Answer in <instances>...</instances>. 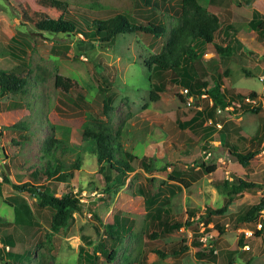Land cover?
I'll use <instances>...</instances> for the list:
<instances>
[{
    "label": "rangeland",
    "instance_id": "1",
    "mask_svg": "<svg viewBox=\"0 0 264 264\" xmlns=\"http://www.w3.org/2000/svg\"><path fill=\"white\" fill-rule=\"evenodd\" d=\"M161 1L166 7L169 3L171 9L165 11L163 8H157L149 14H152L151 17L156 22L166 26L167 31L164 35L152 38L143 33L119 34L115 36L112 45L105 46L100 45L97 40L85 38L82 34L72 37L36 29L38 22L47 18H56L65 13L67 6L62 2L0 0V69L9 71L17 65L18 61L8 53V44H13L15 47L26 50L27 66L30 72L22 93H7L5 96H0L3 102H16L19 107L0 114V219L2 220L0 238L3 241L10 237L13 241L11 247L0 243L3 252L0 264L8 259V247L10 252L19 254V259L22 261L19 264H40V256L44 253V243L50 247L49 264H78L79 248L84 247L91 251L98 244V264H124L136 255L134 251L139 243L142 244L139 260L145 258V264H162V261L150 251L153 248L162 249L173 258L168 249L182 239L188 246L181 256L180 264H215L199 261L194 257V252L198 249L194 245L195 241L203 243L200 239L205 237L204 233H201L205 226L197 221V216L202 215L207 209L212 210L211 219L217 225L210 229L215 238L205 241V244L210 243L219 251L217 263H264V253L260 255V250L253 248L252 252L257 251L258 254L255 259V257L240 254L236 245L237 236L242 229H250L254 235L256 231L253 223L237 221L236 217L250 205L257 203L264 190V110L258 107L262 116L258 120L261 130L256 133L253 141L250 142L246 137L236 142V149L257 151L245 175L240 171L243 169L242 166L233 155L227 153L225 146L218 142L209 143L213 139L218 141L217 134L205 137L204 132L201 131L202 127H198L196 120H199L200 116L196 112L204 113V119L209 120V99L200 97L193 100L190 106H186L179 98L180 90L184 87L180 73L176 75L169 70L167 73L165 69L154 66L150 61L153 55L163 50L169 31L180 22L177 6L172 5L176 1ZM199 1L206 8H212L211 12L207 11L210 17L218 19L220 27L215 41L222 45L220 38L225 24L230 22L237 31H245L244 27L252 16V9L264 15V0H253L249 6H240L239 3L243 0H224L227 6L223 3L219 4L220 7L211 0ZM120 4V0L102 4L99 11L106 13L109 10L115 12L122 10L128 15H135L133 6L122 7ZM225 7L230 13H224ZM74 8L77 7L70 6L68 11L74 13L76 10ZM94 9L100 8L95 5ZM80 10L86 11V8ZM87 15L91 16L89 13ZM75 18H79L81 25L86 22L82 17ZM85 26L87 25H83V28ZM233 32L235 35L236 31L233 30ZM11 37L16 38L17 41L11 42ZM64 43L69 44L67 59L56 55L52 49L53 46L57 49L62 48ZM230 45L233 51L230 56L225 57L228 61H224V57L216 54L212 44L208 45L204 58L211 60L221 58L223 67L230 66V72L229 70L224 72V79H227V75L229 79L224 82L235 91H242L244 94L256 92L257 96L259 95L264 101V79L261 81L260 73H258L262 63L264 64V61H260L262 57L258 59L259 53L264 51V40L253 31H245L244 37L235 41L231 40ZM202 46H205V43ZM202 50L201 47L197 52L200 54ZM250 51L252 54L247 53ZM201 58L199 56L197 60H194L192 67L186 70L191 77H194L195 66L202 64ZM247 59H250L249 64ZM215 65L213 62L206 64V75L203 76L204 80L211 85L216 78L211 77L209 73H214ZM39 67L50 72V76L43 81H36L34 77ZM157 70L161 72L160 75L164 72L167 74L159 77ZM246 71H250L251 75H248ZM54 74L70 78L75 83L73 91L64 92L61 88L55 87ZM101 74L106 75L108 82L111 83L107 93L110 104L105 116L102 111L104 97L98 90L97 82ZM154 85L161 86V91H157ZM77 93L88 104L85 109L76 107L80 105L76 99ZM240 103L244 105L243 102ZM232 105L235 108L234 111L231 107L221 111L216 109L211 118L221 126L225 124L227 129L230 124L233 126L234 122H238L240 126H247L242 129L243 135H252L257 124L256 114L248 110L251 109L248 104L246 109L240 107L237 102ZM82 110L85 112L83 113ZM88 112L91 113L88 115L108 118L114 133L117 134L116 137L132 154L138 158L145 157L152 165L151 171L143 169L137 159L134 163L132 162L134 170L128 174L125 184L108 190L102 174L98 172L95 157L86 151L82 154L81 167L72 172V177L63 181L48 177L44 171L47 162L50 164V161L42 149L45 140L51 137H67L70 142L79 145L82 141V123ZM20 123L27 124L26 130L14 127ZM207 125L210 124L207 123ZM258 136L261 137L258 144L263 142L261 150H257L259 148L256 146ZM78 153L81 152L78 151ZM197 160L204 161L210 171L199 180L189 183L187 172L189 168L195 170ZM70 163L69 161L67 164ZM170 169L183 172V174L173 173L172 175L182 184L179 185L174 178L169 177ZM33 170L37 173L36 176H34L35 173H31ZM233 174L241 175L240 177L246 176L247 180L257 182L261 186L253 191L244 192L222 211H213L219 210L225 203V195L222 193L223 190L217 187V183L230 179ZM4 176L10 181H3ZM151 179L152 182L149 181ZM23 182H33L47 193H54L56 196L68 191L76 193L81 202L80 211L74 213V220L65 230L57 233H52L48 228L49 212L47 210L38 219L39 226L29 222L28 217H25V222H17L14 206L21 210V205L26 204L31 208L34 201L28 193H19L12 188V183ZM142 188L154 194V201L147 208L139 194ZM165 200H168L167 213L162 215V220L184 222L189 214L195 216L193 219L195 221L187 229L180 228L162 237L159 235L162 227L151 223L145 213L147 210L153 212ZM123 212L130 213L131 215L126 217L133 218L131 230L127 235L119 234L120 238L105 237L101 233V224H110L114 218L120 219ZM225 224L227 228L223 236L227 241L226 246H233L235 249L230 250L227 247L221 249L216 244L219 236L217 229L225 228ZM95 226L100 228L99 232ZM210 226L208 228H211ZM118 227L122 232L123 228H120V225ZM237 228L241 229L237 230ZM154 232L158 235L152 236ZM10 243L11 241L8 244ZM113 248L117 249V254L114 260L109 262L102 251L109 254ZM27 251L29 255L31 254L29 258L23 257Z\"/></svg>",
    "mask_w": 264,
    "mask_h": 264
},
{
    "label": "trees",
    "instance_id": "2",
    "mask_svg": "<svg viewBox=\"0 0 264 264\" xmlns=\"http://www.w3.org/2000/svg\"><path fill=\"white\" fill-rule=\"evenodd\" d=\"M62 2L67 6V9L64 10V14H60L56 18H47L36 24V29L41 32H51V33H62L66 36H77L82 34L85 38L90 40H97L100 45H112L115 36L125 33H143L150 35L152 38H159L161 35H164L167 31L165 25L158 23L152 16L153 9L163 8V2L161 0H120L121 6H133L134 16L128 15L122 10L115 12L113 10L106 11V13H101V5L106 3L115 2L117 0H57ZM253 0H243L241 5L249 6ZM178 4V13L180 15V22L174 26L169 31V36L166 39L163 50L155 55H153L150 61L154 66L160 67L162 69L173 70L174 74L178 75L179 73H184L182 77V85L188 88V92L193 96V99L196 100L200 98L201 95H204V98H208L211 102L210 114L216 111V109L226 110L232 103L237 102L240 104V107L246 109V104L244 103V98L252 97L256 98V92H250L248 94H239L234 93L229 90L225 91L221 89V83L216 80L213 83V86L207 87V82L202 81L200 78L191 77L186 73V70L192 67L194 60L199 58V53L197 52V47L194 45L197 44H212L216 54L219 57H228L232 53V46L228 43L219 44L215 41V36L219 30L220 23L216 17H210L207 13V10L202 6L199 0H177ZM100 9H94V6ZM74 6L77 8L74 13H70L69 7ZM86 8V11L80 10ZM87 13L91 14L88 16ZM81 17L86 21L81 25L80 21L75 17ZM83 25L85 28H83ZM245 31H253L257 34L259 38L264 40V15H262L258 10L252 9V16L248 20L244 27ZM11 42L15 43L17 40L14 37L10 38ZM193 41V42H192ZM19 42V41H18ZM53 51L56 52V55H59L62 58H69L68 49L69 44L64 43L62 48L52 47ZM9 54L15 58L18 62L15 67L9 71L0 69V95L11 93L17 94L22 93L24 87L28 82L29 70L26 60V50L13 46V44H8ZM252 54V52H247ZM202 54V53H200ZM75 58L77 56H74ZM264 61V55L262 57ZM150 62V63H151ZM166 73L164 72V75ZM95 75V72H94ZM249 75V74H248ZM50 76V72L45 70L42 67H39L35 71V80L43 81ZM153 76V75H152ZM180 76V75H179ZM193 78V79H192ZM221 79V76L219 77ZM98 82V90L101 95L104 97L102 103L103 115L106 114V109L109 108V97L107 93L111 86V83L108 82V77L101 74L100 80ZM54 84L55 87L61 88L64 92L73 91L75 83L68 77H64L61 74H54ZM157 91H161V86L154 85ZM203 88V90L201 89ZM179 98L183 100L182 96L179 95ZM77 102L80 105H77V108L83 107L84 109L88 106L84 102L83 97L77 93L76 94ZM240 102H243L242 105ZM260 106L251 107L250 110L252 113H258ZM11 109H18V104L12 102ZM234 110V109H233ZM84 113L85 110H82ZM232 112H230L231 114ZM87 113L84 122L82 123V134L79 145H76L73 142H70L67 137L60 138H47L45 144L43 145L44 155L48 157V161L45 166L46 175L48 177H55L57 180L63 181L68 177L73 176V171L78 170L83 161V153L89 151L96 159L98 166V172L102 174L105 186L108 190L111 188H116L123 186L127 180V176L134 170L132 164L139 159L143 169L151 171L152 165L148 163L145 157L138 158L132 154L129 150L126 149L124 144L120 141L117 134L114 133L111 122L109 119L102 118V116H92ZM198 116H201L202 113L196 112ZM213 125L217 122H214ZM202 124V123H201ZM212 125V126H213ZM207 126V125H206ZM211 125H208V131H206V136L213 133ZM14 127L18 129L26 130L27 124L20 123ZM216 129V128H215ZM226 125L223 124L218 131L220 145L225 146L229 154L233 155L236 161L247 170L249 169L250 160L257 154L255 150L243 151L236 149L227 143L226 140ZM78 151L81 153L79 154ZM73 159V160H72ZM70 164H67L68 162ZM133 162V163H132ZM194 165V163H193ZM168 167V166H166ZM195 170L194 168H189L188 182H194L199 180L206 172H209L210 168L205 166L204 161H195ZM33 170L31 173H35ZM173 173L180 174L175 169H170L169 177L174 178L175 182L179 185L182 184L176 177H173ZM181 174V175H182ZM37 173L34 174L36 176ZM3 181L9 182L10 180L4 176ZM152 182L153 180H149ZM12 188L21 193L26 192L34 198L31 208L24 204L20 208L14 206V214L17 222H25L28 217L34 226H39L38 219L42 213L47 210L49 212V219L47 220L48 228L52 233H57L60 230H65L69 224L74 220V213L80 211L81 202L76 193L68 191L63 193L60 196H56L54 193H47L41 186H36L33 182H23V183H12ZM261 184L249 181L245 177H240L235 174L231 176L230 179H225L222 182L217 183V187H220L223 190L225 195V203L219 210H213L215 212L222 211L224 208H227L235 199L240 197L243 192L253 191L256 187H260ZM140 196L143 198L145 207L147 208L154 200L153 193L146 192L145 189L139 190ZM168 200H165L160 207H156L153 212L146 211V218L150 220L151 223L157 226H161L160 236H167L168 234L178 231L180 228L187 229L188 226L192 224L193 215L187 216L184 222L173 221L167 222L162 220V215L166 212V206ZM165 207V208H164ZM264 209V190H262L261 199L252 205H250L243 213L237 216V221H242L246 223H254L257 220L258 214L261 210ZM212 210H205L202 215L198 217V222L201 223L204 227L203 232H209L210 228L208 225L213 222L211 219ZM126 215H131L130 213L123 212L122 217L114 218L113 222L110 224H101L102 230L101 233L105 237L110 238H120L119 234L127 235L133 226V218L130 219ZM119 219V220H118ZM0 219V224H1ZM120 221V224H119ZM4 223V222H2ZM101 223V222H100ZM195 223V222H194ZM120 228H123L122 232L119 231ZM217 224H213L214 228ZM95 229L99 232L100 228L95 226ZM222 230H218V233H222ZM258 234H264V224L260 230H256ZM156 232L152 236H157ZM244 237L241 233L237 236V246L241 247L244 245ZM9 241H11L10 244ZM89 241V240H88ZM87 241V242H88ZM181 243H184L185 240H181ZM0 243L2 245H8L9 247L13 246V241L10 237L5 238L3 241L0 238ZM92 244V243H90ZM99 245V244H98ZM98 245L94 246L91 251L86 250L84 247L79 248V255L77 258L78 264H98ZM198 249L194 252V257L198 260L204 259L207 261L217 262L218 261V251L216 252L213 247L210 245L203 246V243L198 240L194 244ZM8 247L7 260H4L2 264H19L22 262L19 259V254L10 252ZM187 249L186 245L176 246L172 245L169 247L168 251L170 256L175 258L179 257L184 250ZM50 247L44 243V253L40 256V264H49L48 260L51 255L49 254ZM142 251V244L139 243L136 246L135 256L130 258L124 264H145V258L139 260V255ZM133 252V253H134ZM2 247H0V259L2 256ZM23 257H30L28 254ZM105 258L107 261L112 262L117 254V249L113 248L109 254H106ZM152 253L160 260L163 261L168 257L166 252L162 249H153ZM22 256V255H21ZM22 257V258H23ZM231 264V263H230Z\"/></svg>",
    "mask_w": 264,
    "mask_h": 264
},
{
    "label": "crops",
    "instance_id": "3",
    "mask_svg": "<svg viewBox=\"0 0 264 264\" xmlns=\"http://www.w3.org/2000/svg\"><path fill=\"white\" fill-rule=\"evenodd\" d=\"M176 1V3H172V5H175V6H177V9H178V4H177V0H175ZM212 2H215L216 3V6L218 7L219 6V4L221 5V4H225V6H227V3H225V1L224 0H211ZM200 2V1H199ZM227 2V1H226ZM168 4V7H166V5H164L163 6V9L166 11V10H170L171 9V7H170V5H169V3H167ZM201 4V3H200ZM202 5V4H201ZM202 6H204L205 8H206V6L205 5H202ZM220 7V6H219ZM206 10L209 12L210 10H212V8H206ZM211 12V11H210ZM225 14H227V13H230L229 11H228V8L227 7H225V12H224ZM231 29H233V30H235L236 31V34L235 35H233V30H231ZM244 33H245V31H242V30H236L235 28H234V26L230 23V22H228L227 24H225V26H224V28H223V30H222V32H221V38H220V41H222L223 42V44H226V43H228V44H230V42H231V40H239L241 37H244ZM203 44H197L196 45V47L198 48L197 50H199V48H201L202 47V54H199L202 58L200 59V61H201V63L202 64H199V65H197V66H195V69H196V71L194 70V74H193V76L195 77V78H200V79H202V81H205L204 80V78H203V76H205L206 75V71H205V69H206V64H209V63H215L216 65H215V69H214V73H209V75L212 77V76H215V78H216V80H218L220 83H221V89L222 90H225V91H227V90H229V91H231V92H234V93H241V94H243L244 92H242V91H235L234 89H232L231 87H229L225 82H224V72H226V71H228L229 70V72H230V66L229 65H226L225 67H223V65H222V63H221V61H222V59L221 58H214V60H211L210 58L208 59H206V58H204V55H205V53H206V51L208 50V45L209 44H205V46H202ZM9 53V52H8ZM263 55H264V51H262V52H260L259 53V57H258V59H260L261 57H263ZM224 61H228V59L226 60V58H224ZM261 62L263 61L262 59L260 60ZM247 63L249 64L250 63V59H247ZM170 72H173V70H169ZM169 71H167V73L169 72ZM246 72H248V74L249 75H251L250 74V71H246ZM156 73H157V75L159 76L160 75V71L159 70H157L156 71ZM166 73V72H165ZM166 73V74H167ZM258 73H260L259 74V76L260 77H262L263 75H264V64L262 63V66L260 67V69L258 70ZM244 74H245V72H244ZM162 75H164V74H161L159 77H161ZM180 76H184V73H180ZM220 76H222V78L221 79H219V77ZM227 79H229V76L227 75ZM227 79L225 80V81H227ZM208 85H207V87H211V86H213V85H211V84H209V83H207ZM202 90H203V88H201ZM247 92V91H246ZM0 96H5V94H3V95H0ZM204 95H201L200 97L202 98ZM259 99H260V96L258 95L257 96ZM261 100V99H260ZM1 101V103H0V114H4V113H7V112H10V111H12V110H16V109H11L10 110V106H11V104H12V102H3V98H2V100H0ZM262 101V100H261ZM264 102V101H263ZM209 107L211 108V102H209ZM229 107H231V109L233 110V109H235L234 108V106L233 105H231V106H229ZM263 110H264V107H263ZM234 111V110H233ZM216 112V111H215ZM214 112V113H215ZM234 113H236V112H234ZM234 113H233V115H234ZM208 114H210V111H209V113ZM256 114V116H257V118H256V122H257V124H256V128H255V130H254V132H253V134L252 135H249V136H245V135H243V128H246L247 126H245L244 124V126H240V124L237 122H234L233 123V126H232V124H230V127L228 128V129H226V133H225V138H226V140H227V143L228 144H230L231 146H233V147H237V145H236V142H237V140L238 139H246V137H247V139L251 142V141H253V139L256 137V133L259 131V130H261V127L258 125V120L262 117V116H260L261 114L258 112V113H255ZM204 113L200 116V118H199V120H196V122H197V124H198V127H202V129H201V131H203L204 133V136L205 137H208V136H210V135H208V136H206V131H208L209 130V128H207V123H208V121L206 120V119H204ZM212 117V115L210 114V117H209V119H212L211 118ZM237 120H238V118H237ZM228 121V120H227ZM214 122H215V120H214ZM202 123V124H201ZM207 125V126H206ZM214 126V125H213ZM212 126V128H214ZM214 131H213V133H211V136H214L215 134H217V136L219 137V134H218V131H217V129H213ZM260 136H258L257 137V139H256V141H257V144H256V146L259 148V149H257V150H261V147L263 146V142L261 141L260 142V144H258V141H260ZM216 139H213V140H211V141H209V143L211 144V143H215V142H218L219 144H220V139H218V141H215ZM235 143V144H234ZM214 145V144H213ZM216 145H218V144H216ZM252 150H254V149H252ZM227 153H228V151H227ZM229 154V153H228ZM255 157V156H254ZM252 160V159H251ZM251 160H250V163H251ZM243 168V167H242ZM250 168V167H249ZM243 174H245V173H248L247 172V170L245 169V168H243V169H241L240 170ZM253 173H255V170L253 169ZM242 174V175H243ZM245 175H247V174H245ZM241 176V175H240ZM244 193V192H243ZM235 201V200H234ZM232 203H234V202H232ZM148 212H150V211H148ZM146 214V213H145ZM239 215V214H238ZM237 215V216H238ZM199 216H197V218H198ZM162 218H163V216H162ZM195 218V216H193L192 217V219H194ZM236 219H237V217H236ZM164 221V220H163ZM246 223V222H245ZM213 222L212 223H210L209 225H208V227L210 226L211 228L210 229H212V226H213ZM248 224H252V223H248ZM227 224H225L224 226H225V228H222V227H218V229H217V232H218V230H222L223 232L222 233H218L219 234V236H218V239L216 240V244H217V246L218 247H220L221 249H223V248H226L227 246V241L225 240V238H224V231L226 230V228H227V226H226ZM241 228H237V230H240ZM176 232V231H175ZM209 232H211L212 233V231L211 230H209ZM173 233V232H172ZM171 234V233H170ZM169 235V234H168ZM163 237H165V236H163ZM182 241H179V243H176V244H173V245H175V246H181V243ZM236 242H237V240H236ZM244 244H247L249 247H250V249L248 250V251H246V250H243L241 247H238V249L240 250V254H244V255H249L250 257H255V259H256V257L258 256V254H257V251H255V252H252V250H253V248L255 247V249L256 250H260V255H262V253H264V234H258V233H256V231H255V235L254 236H252V237H250V238H248V239H245L244 240ZM183 245H186V241H184V244ZM236 245H237V243H236ZM178 246V247H179ZM186 246H188V245H186ZM171 247V246H170ZM214 249H215V251L217 252L218 250L215 248V246L213 247ZM228 249H235L233 246L231 247H227ZM153 249H156V248H153ZM152 249V250H153ZM152 250L150 251L151 253H152ZM186 250V249H185ZM196 251V250H195ZM246 252H249V253H247L246 254ZM185 252H183L181 255H179V257L177 258V260L175 259V258H171V257H167V258H165L163 261H162V264H180V259H181V256L184 254ZM252 253H253V255H252ZM154 254V253H153ZM155 255V254H154ZM218 255H219V251H218ZM199 261H205V262H212V261H207V260H204V259H201V260H199ZM218 261H219V258H218ZM221 262V261H220ZM213 263H215V264H219V263H217V262H213ZM220 264H225V263H223V262H221ZM230 264V263H229ZM249 264H251V263H249ZM256 264H264V263H256Z\"/></svg>",
    "mask_w": 264,
    "mask_h": 264
},
{
    "label": "built area",
    "instance_id": "4",
    "mask_svg": "<svg viewBox=\"0 0 264 264\" xmlns=\"http://www.w3.org/2000/svg\"><path fill=\"white\" fill-rule=\"evenodd\" d=\"M263 79H264L263 76L260 77L261 81H263ZM180 95L184 98L183 103L186 106H190L192 104L194 99H193V96L189 94L187 87H183L180 90ZM243 101L245 104L250 105V107H257V106H260L262 108L264 107V102L261 101L258 97H256V98L246 97V98H244ZM208 124L213 125L211 119L208 120ZM214 126L217 130H219L221 128V125L219 123H215ZM207 155H209V153H207ZM263 224H264V209L259 212L257 220L253 223V225H254L256 230H260L262 228ZM201 233H204V232L202 231ZM240 233L243 235L244 239H248L254 235L253 231L250 229H242ZM204 235H205V237H201V239H200L203 242V246L210 244V243L205 244V241H208V240L211 241V239L215 238V237L213 238L214 234H212L211 232L204 233ZM210 246L212 247V244H210ZM242 249L243 250H249L250 247L247 244H244L242 246Z\"/></svg>",
    "mask_w": 264,
    "mask_h": 264
}]
</instances>
